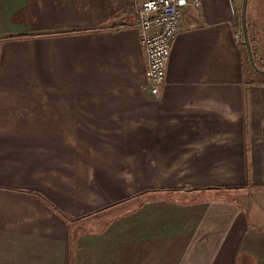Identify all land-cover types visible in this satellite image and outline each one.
Returning <instances> with one entry per match:
<instances>
[{"label": "crops", "instance_id": "0c3cea01", "mask_svg": "<svg viewBox=\"0 0 264 264\" xmlns=\"http://www.w3.org/2000/svg\"><path fill=\"white\" fill-rule=\"evenodd\" d=\"M143 1L0 0V264H78L66 219L129 188L196 195L178 205L196 264H264V75L235 40L242 0L185 9L158 96ZM246 22L264 70L262 7Z\"/></svg>", "mask_w": 264, "mask_h": 264}, {"label": "rangeland", "instance_id": "374dc122", "mask_svg": "<svg viewBox=\"0 0 264 264\" xmlns=\"http://www.w3.org/2000/svg\"><path fill=\"white\" fill-rule=\"evenodd\" d=\"M259 7L263 13L264 0H248L246 20ZM112 187L107 186V190ZM127 192L121 193L126 199L108 201L99 212L66 219L72 252L79 255L78 264L199 262L197 250L189 247L194 242V217H190V223L180 220L178 207L181 202L194 204L196 195L180 197L178 191L144 195L138 188Z\"/></svg>", "mask_w": 264, "mask_h": 264}, {"label": "built area", "instance_id": "2783aa9c", "mask_svg": "<svg viewBox=\"0 0 264 264\" xmlns=\"http://www.w3.org/2000/svg\"><path fill=\"white\" fill-rule=\"evenodd\" d=\"M199 4L200 0H145L135 8L139 42L147 59L146 79L152 96H158L164 86L170 48L185 9ZM235 40L240 44L241 34H237Z\"/></svg>", "mask_w": 264, "mask_h": 264}, {"label": "water", "instance_id": "95a60500", "mask_svg": "<svg viewBox=\"0 0 264 264\" xmlns=\"http://www.w3.org/2000/svg\"><path fill=\"white\" fill-rule=\"evenodd\" d=\"M247 1L248 0H242V6L240 11V27H241V35L243 39V44L247 53L248 62L252 70L260 75H264V70H260L253 58L249 36H248V30H247V22H246V8H247Z\"/></svg>", "mask_w": 264, "mask_h": 264}, {"label": "bare ground", "instance_id": "6f19581e", "mask_svg": "<svg viewBox=\"0 0 264 264\" xmlns=\"http://www.w3.org/2000/svg\"><path fill=\"white\" fill-rule=\"evenodd\" d=\"M244 45V44H243Z\"/></svg>", "mask_w": 264, "mask_h": 264}, {"label": "trees", "instance_id": "16d2710c", "mask_svg": "<svg viewBox=\"0 0 264 264\" xmlns=\"http://www.w3.org/2000/svg\"><path fill=\"white\" fill-rule=\"evenodd\" d=\"M241 28V27H240Z\"/></svg>", "mask_w": 264, "mask_h": 264}]
</instances>
